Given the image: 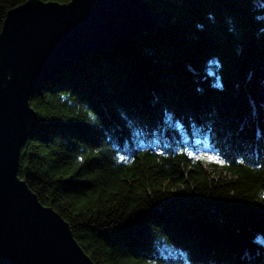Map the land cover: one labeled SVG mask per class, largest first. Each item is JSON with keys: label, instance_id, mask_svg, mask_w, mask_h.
I'll return each instance as SVG.
<instances>
[{"label": "trees", "instance_id": "1", "mask_svg": "<svg viewBox=\"0 0 264 264\" xmlns=\"http://www.w3.org/2000/svg\"><path fill=\"white\" fill-rule=\"evenodd\" d=\"M146 2L172 19L33 90L17 174L95 264H264V0Z\"/></svg>", "mask_w": 264, "mask_h": 264}, {"label": "water", "instance_id": "2", "mask_svg": "<svg viewBox=\"0 0 264 264\" xmlns=\"http://www.w3.org/2000/svg\"><path fill=\"white\" fill-rule=\"evenodd\" d=\"M172 17L146 0H26L7 11L0 31V257L8 264H95L68 222L17 174L21 147L36 132L31 93L75 61L122 48Z\"/></svg>", "mask_w": 264, "mask_h": 264}, {"label": "snow or ice", "instance_id": "3", "mask_svg": "<svg viewBox=\"0 0 264 264\" xmlns=\"http://www.w3.org/2000/svg\"><path fill=\"white\" fill-rule=\"evenodd\" d=\"M209 159H211V157H209Z\"/></svg>", "mask_w": 264, "mask_h": 264}]
</instances>
